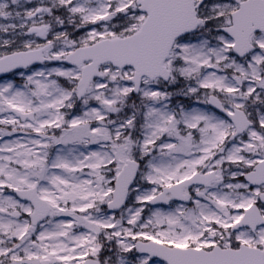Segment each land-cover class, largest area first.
Here are the masks:
<instances>
[{
	"label": "snow or ice",
	"instance_id": "obj_1",
	"mask_svg": "<svg viewBox=\"0 0 264 264\" xmlns=\"http://www.w3.org/2000/svg\"><path fill=\"white\" fill-rule=\"evenodd\" d=\"M0 264H264V0H0Z\"/></svg>",
	"mask_w": 264,
	"mask_h": 264
}]
</instances>
